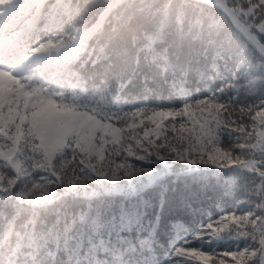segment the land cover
<instances>
[{"label": "snow or ice", "instance_id": "snow-or-ice-1", "mask_svg": "<svg viewBox=\"0 0 264 264\" xmlns=\"http://www.w3.org/2000/svg\"><path fill=\"white\" fill-rule=\"evenodd\" d=\"M0 264H264V0H0Z\"/></svg>", "mask_w": 264, "mask_h": 264}, {"label": "trees", "instance_id": "trees-1", "mask_svg": "<svg viewBox=\"0 0 264 264\" xmlns=\"http://www.w3.org/2000/svg\"><path fill=\"white\" fill-rule=\"evenodd\" d=\"M188 219H191V217H189ZM200 222H206V219H197V220H194V221H192V225L191 226L192 227H195ZM184 223L187 224L188 223V220H185Z\"/></svg>", "mask_w": 264, "mask_h": 264}]
</instances>
